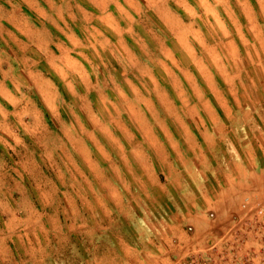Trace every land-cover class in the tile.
I'll return each instance as SVG.
<instances>
[{"label":"rangeland","instance_id":"obj_1","mask_svg":"<svg viewBox=\"0 0 264 264\" xmlns=\"http://www.w3.org/2000/svg\"><path fill=\"white\" fill-rule=\"evenodd\" d=\"M239 162L264 166V0H0V264H152ZM255 205L203 264H264Z\"/></svg>","mask_w":264,"mask_h":264},{"label":"crops","instance_id":"obj_2","mask_svg":"<svg viewBox=\"0 0 264 264\" xmlns=\"http://www.w3.org/2000/svg\"><path fill=\"white\" fill-rule=\"evenodd\" d=\"M235 168L227 173L222 187L203 194L204 203L196 206V211L164 226L155 242L156 253L150 257L152 264H198L207 257L216 262L224 258L225 254L218 256L217 250L232 234V222L255 207L256 201L264 202V166L239 162ZM118 244L131 264H149L142 261L132 247ZM222 263L225 264V260Z\"/></svg>","mask_w":264,"mask_h":264},{"label":"built area","instance_id":"obj_3","mask_svg":"<svg viewBox=\"0 0 264 264\" xmlns=\"http://www.w3.org/2000/svg\"><path fill=\"white\" fill-rule=\"evenodd\" d=\"M258 212L260 213L261 211H260V210H258ZM207 258H208V257H207ZM207 258H206L205 260H202V261H201L199 264H201V263L203 264V263H204V261H208V260H207Z\"/></svg>","mask_w":264,"mask_h":264}]
</instances>
